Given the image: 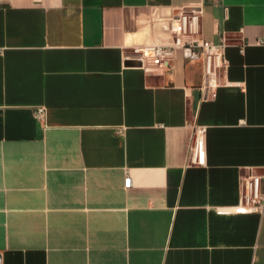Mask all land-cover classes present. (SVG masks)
<instances>
[{
    "label": "crops",
    "instance_id": "obj_1",
    "mask_svg": "<svg viewBox=\"0 0 264 264\" xmlns=\"http://www.w3.org/2000/svg\"><path fill=\"white\" fill-rule=\"evenodd\" d=\"M199 10L243 89L205 98L182 49L141 70L133 50ZM261 41L264 0H0V264H264V212L220 214L264 189Z\"/></svg>",
    "mask_w": 264,
    "mask_h": 264
},
{
    "label": "built area",
    "instance_id": "obj_2",
    "mask_svg": "<svg viewBox=\"0 0 264 264\" xmlns=\"http://www.w3.org/2000/svg\"><path fill=\"white\" fill-rule=\"evenodd\" d=\"M202 10L193 13L182 12L179 17L168 23L171 34L168 42L155 43L148 47L133 50L141 63V70L147 76H164L173 67L177 50H185L192 61H202L204 65V82L201 91L205 98L222 86L243 89L240 83H221V74L226 66V48L228 40L222 38L220 43L205 39L202 26ZM260 44L264 45L261 41ZM39 121L46 120L47 111L39 108L35 112ZM206 127H194L193 145L190 158L194 165H205ZM261 177H252L244 185L242 204L238 208L222 210L220 214H257L264 212V189Z\"/></svg>",
    "mask_w": 264,
    "mask_h": 264
}]
</instances>
